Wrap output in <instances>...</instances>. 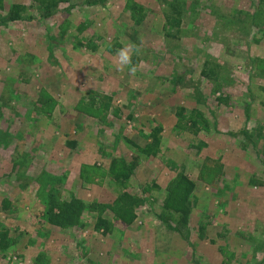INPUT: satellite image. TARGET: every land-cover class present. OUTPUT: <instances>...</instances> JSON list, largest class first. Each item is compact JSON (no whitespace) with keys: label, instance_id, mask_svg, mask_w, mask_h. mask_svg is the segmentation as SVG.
<instances>
[{"label":"rangeland","instance_id":"374dc122","mask_svg":"<svg viewBox=\"0 0 264 264\" xmlns=\"http://www.w3.org/2000/svg\"><path fill=\"white\" fill-rule=\"evenodd\" d=\"M47 1L0 6V264H264V0ZM134 155L127 182L107 174ZM182 173L187 221L162 206Z\"/></svg>","mask_w":264,"mask_h":264},{"label":"trees","instance_id":"16d2710c","mask_svg":"<svg viewBox=\"0 0 264 264\" xmlns=\"http://www.w3.org/2000/svg\"><path fill=\"white\" fill-rule=\"evenodd\" d=\"M45 3L46 0H38ZM58 1L61 0H48L47 6L52 7L58 4ZM95 1V0H94ZM104 1V0H98ZM2 4V0H0V6ZM135 5L132 4V7ZM23 5L15 4L12 7V13L10 15V19H17L20 16V12L23 9ZM135 8V7H134ZM133 9V8H132ZM171 20L175 18H170ZM181 22V21H180ZM98 107V106H97ZM109 107V103L99 105L98 108L94 109V112H98L100 109H107ZM155 137L154 141L149 142L146 144L144 148H142L143 152H152V154H156V149L158 144L160 143V138L157 136V132L153 133ZM155 145V146H152ZM139 155H134L132 161L121 160L118 158H114L111 160L107 174L113 177L117 183L124 184L127 182L131 176L133 171L139 165ZM92 180V179H89ZM197 186L196 182L188 177L186 174H179L177 175L172 182L169 184L168 192L163 199L162 206L163 209L168 212L169 215L174 213H178L182 215L184 221H187L191 207H190V198L191 194L195 190ZM139 200L136 198L135 195L128 191L120 190L118 191L117 199L112 205L111 209L113 210L116 220H119L122 223L131 224L133 223L138 214L136 211V206L138 205ZM51 207L48 208V218L52 223H63L64 215L67 213V205H60L55 201V199L51 198L50 200ZM58 207V208H57ZM59 211V212H58ZM80 212V210L78 211ZM100 226L104 227V231L108 232L110 230V222L106 219L99 218L96 227L99 228ZM17 229V228H14ZM12 235L8 227H1L0 229V246L7 247L12 243Z\"/></svg>","mask_w":264,"mask_h":264},{"label":"clouds","instance_id":"9594fccd","mask_svg":"<svg viewBox=\"0 0 264 264\" xmlns=\"http://www.w3.org/2000/svg\"><path fill=\"white\" fill-rule=\"evenodd\" d=\"M133 45H127L117 50V70L124 71L125 68H128L130 73L136 72V67L132 65V55H133Z\"/></svg>","mask_w":264,"mask_h":264}]
</instances>
